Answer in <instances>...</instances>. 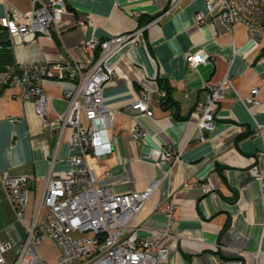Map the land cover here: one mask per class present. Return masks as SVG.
<instances>
[{
	"label": "crops",
	"instance_id": "1",
	"mask_svg": "<svg viewBox=\"0 0 264 264\" xmlns=\"http://www.w3.org/2000/svg\"><path fill=\"white\" fill-rule=\"evenodd\" d=\"M46 3L48 0H40ZM66 11L50 28V36L37 35L34 42L11 43L3 28L6 12H27L29 0H0V73L11 66L29 63H89L83 44L143 29L134 45L124 48L110 61L114 77L102 88V104L116 110L107 130L110 152L86 156L87 166L101 185L116 193L144 189L155 178L161 183L134 216V226L168 230L162 241L167 256L162 264H217L239 258L249 263L251 252L260 248L264 264L261 223L264 207L258 185L247 169L261 148V139L252 134L254 120L264 123V108L246 110L228 91L216 112L214 129L199 141L189 118L195 103L203 100L206 82H217L228 74L239 94L257 89L256 99L264 103V55L250 41L242 24L225 25L218 16L216 0L206 11L204 0H64ZM205 19L198 24L194 14ZM154 19L148 22L149 18ZM198 49L207 62L190 67L186 55ZM168 90L173 105L164 109ZM73 86L70 80H46L43 91L50 97L44 122L34 116L31 100L12 98V90L0 85V170L10 176H25L31 191L28 222L46 180L58 178L71 165L76 150L70 147L71 128L61 132L57 115L66 108L63 93ZM148 93L151 116L130 108ZM133 130L138 133L132 137ZM169 147L180 152L179 162L156 166L153 150ZM209 184L202 194L199 184ZM172 203L170 213L164 209ZM0 184V241H9L15 250L25 238L23 226L11 214ZM54 248L44 258L39 249ZM38 255L52 263L57 248L46 240Z\"/></svg>",
	"mask_w": 264,
	"mask_h": 264
},
{
	"label": "built area",
	"instance_id": "2",
	"mask_svg": "<svg viewBox=\"0 0 264 264\" xmlns=\"http://www.w3.org/2000/svg\"><path fill=\"white\" fill-rule=\"evenodd\" d=\"M31 9L6 12L3 28L9 40L15 44L35 41L37 35L50 36V28L66 11L64 0H29ZM179 0L169 6L173 10ZM206 11L211 3L204 0ZM218 16L228 26L242 24L248 39L259 47L264 46V0H216ZM205 14L198 12L193 19L200 24ZM143 29L105 38L89 40L83 48L89 53V63H29L11 66L0 73V85L11 89L12 98L31 100L34 116L45 121L50 97L43 91L46 80H70L73 86L63 93L65 110L57 115L60 132L71 128L70 147L76 150L71 165L58 178H48L27 222L31 191L25 176H10L0 170V184L16 220L25 230V238L14 252L9 241H0V264H162L167 249L161 246L170 236L168 230L134 226L131 221L161 183L155 178L139 191L116 193L109 185L98 183L94 172L86 164V156L100 157L110 152L112 140L107 130L112 126L116 110L102 104V88L114 77L111 59L124 48L134 45ZM208 55L198 49L186 55L190 67L207 62ZM206 95L195 103L189 118L194 130L200 132L199 141H204V132L214 129L216 112L228 91H234L236 99L248 110L251 106L264 108L256 99V88L247 94L235 91L228 74L217 82H206ZM130 108L151 116L148 93L143 92ZM253 135L261 139V148L247 172L256 182L259 197L264 207V123L254 120ZM138 133L132 132L136 138ZM154 163L169 165L179 162L180 152L172 153L169 147L158 148L151 153ZM202 194L210 191L209 184H199ZM170 203L164 211L173 209ZM44 209V211H43ZM261 243L264 242V219L261 223ZM50 241L58 253L52 263L43 260L37 253V245ZM260 247L251 252V261L244 263L239 258L224 259L217 264H259Z\"/></svg>",
	"mask_w": 264,
	"mask_h": 264
},
{
	"label": "trees",
	"instance_id": "3",
	"mask_svg": "<svg viewBox=\"0 0 264 264\" xmlns=\"http://www.w3.org/2000/svg\"><path fill=\"white\" fill-rule=\"evenodd\" d=\"M153 19H154L153 17L149 18L148 22L152 21ZM262 55H264V46L262 47L261 53H260V56H262ZM159 87L166 90V94H165L166 100L162 103L163 108L166 109V108L172 106L173 102H171V100H170L171 98L167 94L168 90L166 88L162 87L161 81L159 82Z\"/></svg>",
	"mask_w": 264,
	"mask_h": 264
},
{
	"label": "rangeland",
	"instance_id": "4",
	"mask_svg": "<svg viewBox=\"0 0 264 264\" xmlns=\"http://www.w3.org/2000/svg\"><path fill=\"white\" fill-rule=\"evenodd\" d=\"M43 211H44V209H43ZM11 214H13L14 215V213H13V211L11 210ZM16 218V217H15ZM51 244H53V243H51ZM39 244L37 245V250L39 249ZM55 251H54V248H52V247H48V246H46V247H44L43 249H39V253L44 257V258H48V257H50L51 255H53V253H54ZM10 260V259H9Z\"/></svg>",
	"mask_w": 264,
	"mask_h": 264
}]
</instances>
